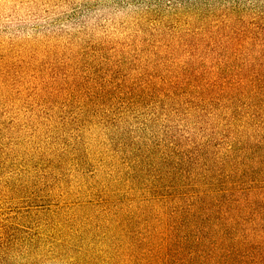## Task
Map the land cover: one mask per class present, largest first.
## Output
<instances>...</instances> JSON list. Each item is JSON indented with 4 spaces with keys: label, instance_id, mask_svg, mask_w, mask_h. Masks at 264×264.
I'll return each instance as SVG.
<instances>
[{
    "label": "rangeland",
    "instance_id": "1",
    "mask_svg": "<svg viewBox=\"0 0 264 264\" xmlns=\"http://www.w3.org/2000/svg\"><path fill=\"white\" fill-rule=\"evenodd\" d=\"M263 80L264 0H0V264H264Z\"/></svg>",
    "mask_w": 264,
    "mask_h": 264
},
{
    "label": "trees",
    "instance_id": "2",
    "mask_svg": "<svg viewBox=\"0 0 264 264\" xmlns=\"http://www.w3.org/2000/svg\"><path fill=\"white\" fill-rule=\"evenodd\" d=\"M252 87L254 90L253 97H256V99L253 100L255 102L253 109L255 110V113L257 115L261 114L264 118V80L259 82H253ZM263 126H264V122H263ZM261 200H264V196L263 198H261Z\"/></svg>",
    "mask_w": 264,
    "mask_h": 264
}]
</instances>
